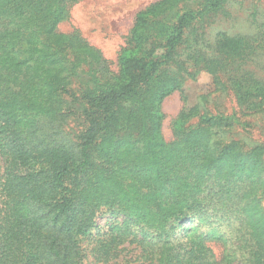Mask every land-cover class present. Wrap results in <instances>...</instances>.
<instances>
[{"label":"trees","instance_id":"1","mask_svg":"<svg viewBox=\"0 0 264 264\" xmlns=\"http://www.w3.org/2000/svg\"><path fill=\"white\" fill-rule=\"evenodd\" d=\"M208 1L213 13L226 0ZM76 2L0 0V264L114 263L126 243L154 246L148 264H264L255 121L202 115L166 142L158 57L134 28L113 72L78 29L57 30ZM188 20L179 15L165 53ZM258 29L252 46L220 43L243 115L264 111V77L243 67L264 55V18ZM81 56L101 61L83 69ZM211 241L227 246L222 258Z\"/></svg>","mask_w":264,"mask_h":264},{"label":"rangeland","instance_id":"2","mask_svg":"<svg viewBox=\"0 0 264 264\" xmlns=\"http://www.w3.org/2000/svg\"><path fill=\"white\" fill-rule=\"evenodd\" d=\"M208 4V0H78L69 10L70 15L58 23L57 30L70 33L78 29L89 43L101 49L110 69L118 73L121 53L131 46V33L137 28L143 45L153 50L160 62L153 85L170 86L168 95L161 101V111L165 114L161 125L164 140H174L177 124L187 129L196 126L202 115L238 112L244 120L255 121L252 137L263 145L261 153L264 156V111L259 112L264 103L257 109L259 113L246 111L249 115H243L239 111L245 106H240L242 101L238 103L233 85L228 81L237 72L229 71L220 47L225 35L243 37L253 45L254 36L260 32L259 22L264 18V0H226L223 7L213 13H209ZM185 11L189 20L184 35L174 43L170 52L165 53V44L176 29L179 15ZM140 12L143 15L137 20ZM96 61L101 59L81 56L75 63L83 69H90ZM232 65L239 66L236 62ZM243 67L258 77H264V55L255 56ZM81 73L88 77L82 80L87 87L95 83L90 73ZM256 164L254 162V170L250 172L259 173L256 181L264 187V165L258 170ZM108 218L105 214L99 224L104 226ZM184 224L190 226L187 221ZM211 244L222 258L227 246L218 241H211ZM135 247H138L135 243L122 245L116 263L106 264H117L121 259L126 262L131 258L133 261L129 264H148L154 261L153 254L158 253H152L154 246L146 244L144 249L139 247L145 258L138 259L136 256L140 250Z\"/></svg>","mask_w":264,"mask_h":264}]
</instances>
